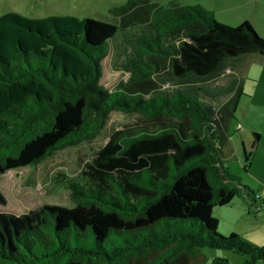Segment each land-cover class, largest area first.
<instances>
[{"label":"trees","instance_id":"16d2710c","mask_svg":"<svg viewBox=\"0 0 264 264\" xmlns=\"http://www.w3.org/2000/svg\"><path fill=\"white\" fill-rule=\"evenodd\" d=\"M114 9L128 13L129 24L148 26L128 60L126 83L134 89L108 90L100 81L117 24L0 14V173L95 137L112 110L158 122L113 130L86 164L87 181L68 184L73 206L0 211V264H229L218 257L208 263L202 246L231 249L247 256L243 264H258L264 245L217 232L213 208L238 189L222 158L215 109L197 94L157 92L155 75H209L230 56L264 54V37L247 19L231 26L199 4L126 0ZM170 118L178 121H162ZM170 220L180 225L164 230Z\"/></svg>","mask_w":264,"mask_h":264},{"label":"rangeland","instance_id":"374dc122","mask_svg":"<svg viewBox=\"0 0 264 264\" xmlns=\"http://www.w3.org/2000/svg\"><path fill=\"white\" fill-rule=\"evenodd\" d=\"M126 0H0V14L7 11L19 12L29 17L47 15H74L92 17L117 24L116 34L109 39L108 54L102 59L101 83L108 89L125 85L136 88L129 78V57L135 52V40L148 26L145 23H131L129 14H118L115 7ZM164 6L199 4L213 13L215 20L231 26L247 19L255 31L264 37V0H148ZM135 13L138 11L134 10ZM133 11V12H134ZM128 16V17H127ZM129 24V25H128ZM175 42L171 41L169 46ZM219 71L206 76L175 78L165 72L155 75L159 93L168 94L175 89L188 87L222 86V95L213 106L217 119V134L224 163L230 173L237 176L231 184L238 194L226 204L216 205L213 215L217 217V232L229 235L234 232L244 240L264 245V55L247 52L230 56ZM228 69H225V66ZM234 78L232 87L229 80ZM126 83V84H125ZM190 90V89H187ZM199 90V89H198ZM200 101L203 100L199 97ZM174 121V118L162 120ZM158 123V122H157ZM156 122L146 119L138 112L112 110L106 124L91 138L78 144L55 151L41 162L0 173V191L5 203H0L1 212L20 214L43 204L73 206L68 184L72 181L83 183L86 164L97 150L107 141L115 129L148 126L155 128ZM253 132L259 134L256 140ZM244 151L249 154L247 165ZM247 165V167H245ZM164 230L175 229L180 222L170 220ZM182 223V222H181ZM183 224V223H182ZM163 225L156 227L159 231ZM173 229V230H174ZM188 230L201 233L197 224H189ZM208 263L218 257L229 264H243L247 256L221 247L202 246L199 248ZM258 264H264V259Z\"/></svg>","mask_w":264,"mask_h":264},{"label":"crops","instance_id":"0c3cea01","mask_svg":"<svg viewBox=\"0 0 264 264\" xmlns=\"http://www.w3.org/2000/svg\"><path fill=\"white\" fill-rule=\"evenodd\" d=\"M254 1H258V0H254ZM249 21V20H248ZM261 55H264V54H261ZM223 63H225L224 61L222 62V64H221V66L223 65ZM225 67V69H228V68H226V65L224 66ZM221 68V67H220ZM219 68V69H220ZM219 69H217L215 72H213V73H211V74H209V75H212V74H214V73H216L217 71H219ZM209 75H208V77L207 78H209V80H208V82H210L211 81V79H210V77H209ZM233 84H234V78H231L230 80H229V83H228V85L230 86V87H232L233 86ZM187 89H190V90H187ZM186 90H184V92H187V93H191V94H197L198 95V97H200L201 99H203V100H201L205 105H208V106H210V107H212V108H214V106H213V102H215L216 101V99L218 98V96H220V95H222L223 93H222V89H223V87L222 86H215V83H213V84H209V86H205V87H198V89H194V87H188ZM217 102V101H216ZM215 109V108H214Z\"/></svg>","mask_w":264,"mask_h":264}]
</instances>
